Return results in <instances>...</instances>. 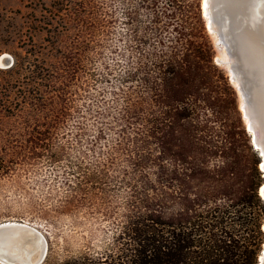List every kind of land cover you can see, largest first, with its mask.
Instances as JSON below:
<instances>
[{
  "label": "trees",
  "instance_id": "1",
  "mask_svg": "<svg viewBox=\"0 0 264 264\" xmlns=\"http://www.w3.org/2000/svg\"><path fill=\"white\" fill-rule=\"evenodd\" d=\"M119 2L125 6L128 29L122 89L126 105L118 116L111 115L103 123L94 140H87L86 134L80 140L98 148L102 139L110 141L112 136L111 153H99L106 163L91 169L85 166L81 152L75 181L70 184L66 179L64 196L41 209L40 216L58 229L63 217L75 218L86 204L110 202L114 181L109 173L119 166L114 156L119 155L121 165L133 171L144 173L157 167L160 133L169 166L175 170L176 190L155 197L122 170L120 182L130 191L113 249L98 254L69 253L66 246L58 248L54 236H46L48 253L43 264H258L264 243V200L259 194L263 180L261 158L251 145L247 122L236 109L240 141L235 147L218 140L214 117L204 113L200 120L199 116L221 108L215 96L203 98L207 84L204 74H198L201 68L205 70V62L211 63L200 0ZM101 9L97 1L67 0L60 18V38L54 41L61 43L62 68L56 72L52 66L42 67L32 73L33 97H25L24 102L30 101L36 113L42 111L38 105L46 109L42 114L48 132L74 119V86L83 72L91 36L105 26ZM72 26L74 35L69 34ZM55 30H50L52 35ZM241 105L242 101L240 109ZM36 115L29 121H38ZM81 119L76 126L84 133L87 127ZM106 132L111 133L107 138ZM43 135L46 140L48 136ZM245 143L250 156L243 150ZM44 151L51 162L64 157L49 148ZM167 202L169 212L155 210L168 206Z\"/></svg>",
  "mask_w": 264,
  "mask_h": 264
},
{
  "label": "rangeland",
  "instance_id": "2",
  "mask_svg": "<svg viewBox=\"0 0 264 264\" xmlns=\"http://www.w3.org/2000/svg\"><path fill=\"white\" fill-rule=\"evenodd\" d=\"M95 1L102 7L101 18L105 26L91 36L90 50L83 60L79 88L74 86V119L67 126L48 132L42 114L46 109L38 105L42 111L36 113L30 101L25 103L24 98L33 97L30 92L33 71L52 66V70L58 72L62 68L61 43L54 41L58 42L57 38H60V18L67 0H0V60L4 58L0 63V223L18 221L33 225L45 236H54L58 248L66 246L69 253L98 254L113 249L114 237L119 231L118 224L124 219L121 216L126 212V197L130 191L120 182L123 179L122 170L127 171L130 178L142 182L149 190L147 192L155 197L173 193L177 185L174 181L175 170L169 166L165 155L164 134L160 133L162 141L157 151V167H151L144 173L133 171L121 165L119 155L114 156L119 166L109 173L114 181L110 185L113 191L110 202L105 204L95 200L91 205L86 204L76 211L75 218L63 217L58 229L40 216L41 209L57 204L64 196L68 189L65 180H71L70 184L75 181L81 152L85 153V166L91 169L106 163V157L99 153H111L114 139L108 137L111 133L105 134L110 141L102 139L98 148L81 143V134H86L89 141L94 140L98 136L97 130L104 128L103 123L109 122L111 115L118 116L126 105L122 90L128 56L125 6L119 0H93V4ZM200 4L202 11V0ZM50 30L56 33L52 35ZM74 30L72 26L69 34L74 35ZM207 36V58L211 63L205 62V70L201 68L198 74H204V83L207 84L203 98L215 96L220 100L221 108L200 112V120L204 113L214 117L212 126L220 137L218 140L237 147L240 141L237 112L242 116V98L236 85L232 84L225 52L218 48L208 30ZM35 114L38 121H29ZM82 115L84 119L80 118ZM80 119L87 127L84 133L76 126ZM43 134L48 136L46 140ZM242 145L248 154L246 143ZM45 148L64 157L51 162ZM38 153L39 157L36 155ZM259 170L261 172L260 165ZM262 180L263 184V174ZM167 204L155 210L169 212L171 208Z\"/></svg>",
  "mask_w": 264,
  "mask_h": 264
},
{
  "label": "water",
  "instance_id": "3",
  "mask_svg": "<svg viewBox=\"0 0 264 264\" xmlns=\"http://www.w3.org/2000/svg\"><path fill=\"white\" fill-rule=\"evenodd\" d=\"M202 15L207 30L218 37V44L226 47L232 61L231 74L237 78L246 110L245 113L241 109L242 117L248 120L246 129L261 158L260 169L264 178V129L259 125L260 114L255 101L257 87L241 59L246 48L243 28L264 30V0H207L205 8L202 0ZM261 189L264 190V183L259 190L264 200ZM47 253V238L35 226L18 221L0 223V264H43ZM258 264H264V248Z\"/></svg>",
  "mask_w": 264,
  "mask_h": 264
},
{
  "label": "bare ground",
  "instance_id": "4",
  "mask_svg": "<svg viewBox=\"0 0 264 264\" xmlns=\"http://www.w3.org/2000/svg\"><path fill=\"white\" fill-rule=\"evenodd\" d=\"M203 5L205 8L206 6L205 0H203ZM210 34L213 35L212 33ZM213 36L216 40V44L218 45V48L225 52V62H227V66H229L232 83L236 85V88L238 90L239 86L237 83V78L231 74V64H232L231 62L232 61L228 56L227 49L225 46L223 47L222 45L218 44L219 39L216 35H213ZM243 36H244L243 38H245L246 40V41L243 40L244 43H246V46H245L246 48L244 47L245 49L242 52L243 55H241V59L244 61L243 66H245V68L248 71H250L249 73L250 75H252L251 77L256 82L255 84L257 87V92L255 94L256 95L255 101L257 102L258 112L260 114L259 125L261 128L264 129V30L262 29L257 30V31L253 29L248 30L247 28L244 27ZM2 60H4V58ZM2 60H0V63ZM219 60L221 61V59ZM243 105H244V101L242 98L241 109H243V111L246 113V110L245 108H243ZM245 120L248 125L249 124L248 120L247 119ZM263 133H264V130H263ZM263 137H264V134H263ZM261 192H262V195L264 196L263 189H261ZM261 259H263V257H261Z\"/></svg>",
  "mask_w": 264,
  "mask_h": 264
},
{
  "label": "snow or ice",
  "instance_id": "5",
  "mask_svg": "<svg viewBox=\"0 0 264 264\" xmlns=\"http://www.w3.org/2000/svg\"><path fill=\"white\" fill-rule=\"evenodd\" d=\"M205 3L207 4V0H205Z\"/></svg>",
  "mask_w": 264,
  "mask_h": 264
}]
</instances>
